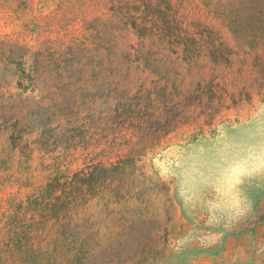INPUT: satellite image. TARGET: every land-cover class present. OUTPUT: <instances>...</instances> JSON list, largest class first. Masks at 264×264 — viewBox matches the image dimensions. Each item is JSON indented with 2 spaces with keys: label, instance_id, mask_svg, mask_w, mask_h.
<instances>
[{
  "label": "rangeland",
  "instance_id": "obj_1",
  "mask_svg": "<svg viewBox=\"0 0 264 264\" xmlns=\"http://www.w3.org/2000/svg\"><path fill=\"white\" fill-rule=\"evenodd\" d=\"M0 264H264V0H0Z\"/></svg>",
  "mask_w": 264,
  "mask_h": 264
},
{
  "label": "trees",
  "instance_id": "obj_2",
  "mask_svg": "<svg viewBox=\"0 0 264 264\" xmlns=\"http://www.w3.org/2000/svg\"><path fill=\"white\" fill-rule=\"evenodd\" d=\"M111 170V169H110ZM106 171V170H105Z\"/></svg>",
  "mask_w": 264,
  "mask_h": 264
}]
</instances>
